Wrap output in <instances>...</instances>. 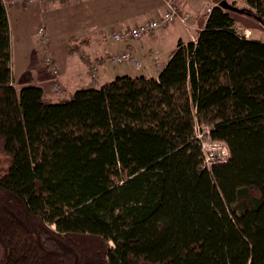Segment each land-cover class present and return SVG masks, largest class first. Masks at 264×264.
Here are the masks:
<instances>
[{"label": "trees", "instance_id": "obj_1", "mask_svg": "<svg viewBox=\"0 0 264 264\" xmlns=\"http://www.w3.org/2000/svg\"><path fill=\"white\" fill-rule=\"evenodd\" d=\"M219 1L156 77L51 99L14 85L0 0V264H264V40Z\"/></svg>", "mask_w": 264, "mask_h": 264}, {"label": "crops", "instance_id": "obj_2", "mask_svg": "<svg viewBox=\"0 0 264 264\" xmlns=\"http://www.w3.org/2000/svg\"><path fill=\"white\" fill-rule=\"evenodd\" d=\"M235 1L238 2L232 0L228 3L242 9ZM4 2L8 14L14 85L20 87L29 83L38 84L44 88L49 98L58 99L66 97L77 88L98 87L117 75L143 74L156 77L175 49L177 40H195L198 31L204 26L206 8L215 5L218 0H181L180 10L190 14L187 27L175 22L155 30L151 35H143L127 42L113 40L110 34L160 17L164 11L160 0ZM240 3L242 6L246 5L245 0H240ZM229 11L234 16L235 27L238 23H248V19L255 21L247 12ZM40 25H44L46 29L45 45L35 35V30ZM179 29L188 38L183 39ZM171 33H174V37L169 39L168 34ZM249 33L251 32L246 30L245 37ZM251 38L264 40L261 37ZM76 39L86 40L79 45L81 53L71 49ZM168 44L169 47L166 48ZM126 50L140 62V68H136L132 62L113 65L108 61L112 54ZM47 53L52 56L59 69L63 88L59 94L52 92L51 75L43 65V58ZM92 63L96 66V85L90 72Z\"/></svg>", "mask_w": 264, "mask_h": 264}, {"label": "built area", "instance_id": "obj_3", "mask_svg": "<svg viewBox=\"0 0 264 264\" xmlns=\"http://www.w3.org/2000/svg\"><path fill=\"white\" fill-rule=\"evenodd\" d=\"M50 1H59V0H6L7 3L14 2H50ZM162 5L164 6V11L162 15L158 18L150 19L147 22H144L139 25H135L133 27H129L123 30H116L110 34V37L113 40L120 42H127L133 39L139 38L143 35H151L155 32V30L159 28H165L166 26L173 24L175 22L181 23L183 26L187 27L190 19V14L187 11L180 10V2L181 0H160ZM211 7L209 6L205 10V14L207 15L211 11ZM35 35L38 37L39 41L44 45L47 42V34L44 25H40L37 27L35 31ZM108 61L113 65H120L125 63H130L136 67L140 68L141 64L139 61L133 58V55L130 51L126 50L120 53H115L109 56ZM43 65L46 66L52 81V91L55 93H60L62 91V84L60 81V73L58 66L56 65L54 59L48 53L43 58ZM92 81L96 85V67L94 66L93 72L91 73ZM205 134V133H203ZM202 133L199 132L198 137H200ZM207 139H202L201 147L203 150V164L207 168H211V166L216 162H221L227 160L229 157V151L226 145L223 142L212 141L207 135Z\"/></svg>", "mask_w": 264, "mask_h": 264}, {"label": "rangeland", "instance_id": "obj_4", "mask_svg": "<svg viewBox=\"0 0 264 264\" xmlns=\"http://www.w3.org/2000/svg\"><path fill=\"white\" fill-rule=\"evenodd\" d=\"M227 2H232V0H227ZM235 3L238 5V6H241V7H244V6H247V5H241V3H240V0H238V2L237 1H235ZM247 8V7H246ZM235 14V13H234ZM242 18H244V17H242ZM244 20V19H243ZM245 20H247V19H245ZM240 22V21H239ZM189 23V22H188ZM37 29V28H36ZM236 29H237V31L241 34V35H244V33H245V31L246 30H248L249 32H251V33H249V38H251V37H261V38H264V25L262 24V23H260L259 21H257V20H255V21H252V20H250V19H248V23H238L237 25H236ZM36 31V30H35ZM179 32H180V35L182 36V37H184L183 39H185V38H188V36H187V34L183 31V30H181V29H179L178 30ZM169 35V39L173 36L174 37V33H171V34H168ZM245 36V35H244ZM247 37V38H248ZM170 44V43H169ZM169 44L166 46V48H168L169 47ZM175 45H176V42H175V44H174V47H175ZM102 78V77H101ZM101 78H99L98 79V81L100 82L101 81ZM55 93V92H54ZM58 94V93H57ZM205 131V130H204ZM200 133H201V131H199ZM199 134V133H198ZM206 135H207V131H206V133L205 134H203V132H202V135H200V139L202 140V139H207L206 138ZM198 136V135H197ZM210 138V137H209Z\"/></svg>", "mask_w": 264, "mask_h": 264}, {"label": "water", "instance_id": "obj_5", "mask_svg": "<svg viewBox=\"0 0 264 264\" xmlns=\"http://www.w3.org/2000/svg\"><path fill=\"white\" fill-rule=\"evenodd\" d=\"M219 5L225 9H228V10H233V11H237V12H244L243 9H240L238 7L233 6L232 4L228 3L226 0H221L219 2Z\"/></svg>", "mask_w": 264, "mask_h": 264}]
</instances>
